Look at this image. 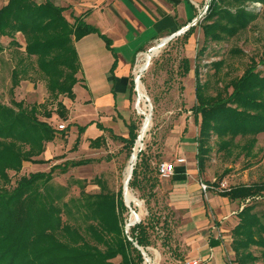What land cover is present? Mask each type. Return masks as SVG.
I'll return each mask as SVG.
<instances>
[{
	"label": "trees",
	"instance_id": "trees-1",
	"mask_svg": "<svg viewBox=\"0 0 264 264\" xmlns=\"http://www.w3.org/2000/svg\"><path fill=\"white\" fill-rule=\"evenodd\" d=\"M260 4L261 9H251ZM261 10V11H259ZM65 8L52 0L38 4L35 0H9L0 8V37L9 39V47L22 52L12 71V89L15 94L22 81H31L32 72L41 74L46 83L49 99L57 103L55 113L68 120V110L61 97L75 99L74 87L81 69L76 42L97 30L76 18L74 24L64 16ZM264 0H211L203 18L186 31V39L201 29L205 43H224L246 31L261 15ZM21 35L24 43H19ZM205 47L201 53L206 52ZM6 50L0 43V52ZM232 53L243 54L240 50ZM223 61L213 64L219 74ZM264 49L259 58H252L243 75L222 86L216 95L210 93V84L201 80L200 67L196 66V104L192 113L200 118L197 143V164L204 173L214 150L228 157L238 150V158H254L264 134ZM185 73L189 72L188 63ZM133 91V87H132ZM47 118L46 104L27 106L22 101L11 100V106L0 102V264H143L144 257L136 245H152V234L161 218L152 213L151 222L141 220L131 229L130 238L124 231L123 190L110 191L101 177H95L100 191H86L87 180L74 179L82 185L80 208L84 213L85 227L64 221L66 188L51 184L56 171L67 174L71 168L86 166L94 160L69 161L52 165L49 172L30 173L20 177L11 187L10 172L21 173L26 163L50 164L40 157L47 146L58 136L66 138L69 126L60 130L41 119V110ZM88 126H78L79 136L73 150H77L81 135ZM139 127L131 124L129 137H117L124 144L128 157L133 153L139 136ZM105 144L101 137L91 142V147ZM149 146L138 154L131 189L155 196L159 166L152 164ZM224 175L213 183L220 185ZM221 195L232 201L248 203L238 213L239 223L233 229V250L240 264H259L253 247L264 251V213L256 211L255 200L264 197V182L227 188ZM264 257V253L262 254Z\"/></svg>",
	"mask_w": 264,
	"mask_h": 264
},
{
	"label": "crops",
	"instance_id": "crops-1",
	"mask_svg": "<svg viewBox=\"0 0 264 264\" xmlns=\"http://www.w3.org/2000/svg\"><path fill=\"white\" fill-rule=\"evenodd\" d=\"M35 1L38 4L46 2ZM8 2L9 0L1 7ZM52 2L65 8L64 16L69 23L74 24L75 19L80 18L85 24L97 30L76 42L81 69L77 75L78 83L74 87L75 99L60 98L68 110V120L63 121L54 113L52 116L59 118L60 123H67V126L72 123L75 106L80 104L77 90L79 87L85 89L84 100L81 103L86 105L85 109L87 107L90 110L82 113L85 123L80 126L88 127L81 135L78 149L73 150L74 144L72 145L67 153V160L94 162L72 168L70 172L77 174L93 172L95 164L102 168L105 164L107 168L118 160L124 164L128 154L124 144L115 140L113 135L128 138L130 125L138 126L133 112L136 91L134 70L138 57L154 48L164 38L178 34L191 25L202 15L211 0H52ZM197 34L198 29L187 39L186 32L177 36L185 42L186 51H191ZM190 59V56L183 58L182 70L178 71L179 83H174L180 84L181 89L174 98L175 103L178 101L184 103V108L188 111L171 121L170 115L173 111H167L163 107L172 101L171 98L165 97L160 100L154 98L156 116L152 137L155 141L156 136L159 137L160 143L149 144L147 154L152 155L154 166L164 162L176 165L173 177L158 176L153 191L155 194L153 198L160 200L166 210L164 216L158 213L164 220L163 228L167 226V220L172 224L173 240L171 245L166 247L169 251L163 248L167 254L164 256L162 252L160 253L161 261L166 264H193L196 261L199 264H240L232 247V231L239 223L238 213L245 207L246 202L232 201L222 196V191L216 192L220 185L209 183V162L205 172H199L196 143L198 135L195 134V129L199 131L200 118L196 119L192 113V108L196 104V69L192 67ZM186 63L189 65L187 74L184 71ZM188 77L192 87L194 85L195 99L193 98L191 102L186 94ZM35 87L36 84L31 81H22L18 90L29 92ZM169 90L172 94L173 89ZM41 119L47 122L49 120L47 117ZM72 134L76 141L79 132L72 133L68 129V135L64 140L56 139L48 144L46 153L49 157L46 159L58 156L55 151L58 149L57 146L62 143L69 144ZM101 137L105 138V144L100 148L91 147V142ZM180 159H184L185 162L178 163ZM32 166L34 168L36 165L31 164ZM73 178L78 179L74 176ZM79 179L90 183L93 178L79 176ZM202 182L212 186L207 194L201 190ZM160 232L164 233L162 230Z\"/></svg>",
	"mask_w": 264,
	"mask_h": 264
},
{
	"label": "rangeland",
	"instance_id": "rangeland-1",
	"mask_svg": "<svg viewBox=\"0 0 264 264\" xmlns=\"http://www.w3.org/2000/svg\"><path fill=\"white\" fill-rule=\"evenodd\" d=\"M6 1L7 0H0V7L4 5ZM254 7L262 10L260 4H255L250 8L254 9ZM177 36L173 37L170 41L164 44L162 48L159 49V54H154L151 61L149 62V66H146L147 69L144 71L142 86L148 96L147 100L145 101L148 105V108L145 109L142 107L143 111L145 112L144 114L140 113L136 108V102L137 98L139 97V93L137 91L134 92L135 98L133 100V112L136 122L139 126V135L143 122L146 118L147 120L150 119L152 125L146 133L144 140L142 141V145L138 150L136 144L133 154L137 151L138 155L141 151H144L146 145H156L160 143L159 137L156 136V141L153 140L152 137V133L155 130L154 124L156 116V104L154 103V98L157 100L165 97L171 98L172 101L169 102V104L167 103V105H163L167 111H173V114L170 115L171 121H174V119H177L180 115L188 111L184 108V103H181L180 101L175 103L174 99L175 96H178L179 92L181 91L180 84L174 85V83H179L178 78L180 75L178 71L182 70L183 58L190 56L192 67H200L202 82H208L210 84V93L212 95H216L217 91L222 88V86L243 75L252 58H259V56L262 54L264 49V15L261 13L260 17L246 31L221 44L205 43L202 30L198 29V34L195 35V41L190 52L186 51V46L183 39ZM17 39L19 43H24L23 38L20 35H18ZM161 42L162 41H160L158 44ZM0 43L4 44L6 47L5 51L0 52V102L7 106H11L12 99H15L18 102L23 100L27 106L46 104L47 113L51 112L55 114L57 112V103L49 99L45 80L43 76L37 72H32L31 79V82L36 84L35 89H31L29 92L16 89L15 94L11 93L12 71L17 65L18 59L20 58L19 52L22 51L15 46L9 47V39L7 38L0 37ZM203 47L207 48L205 53H201ZM232 50H240L243 52V54L239 55L232 53ZM220 61H223L224 65L219 74L216 75L213 64ZM259 70L264 71V67H260ZM186 85L188 87L186 92L187 99L189 102H191L193 98L195 99V94L193 92L194 85L192 87L190 77L186 79ZM169 89H173L172 94L171 90ZM77 92L80 104L75 106V111L72 114V123L68 124L69 130L72 133L77 132L78 126L85 123L82 113H84V111L87 112L90 110L87 109V107L86 110V105L81 103V101L84 100L83 92L85 93V89L83 87H79ZM143 104L144 103L142 102V106ZM44 111L45 109L41 110V118L45 117ZM48 123L56 127L59 125L60 119L52 117L48 120ZM61 124H64L67 127V123L65 122L60 123V125ZM195 130V134L198 135V129ZM73 136L74 135L72 134L71 138L69 139V144L62 143L61 145L57 146L58 149L55 151L58 156L54 155V157L50 159V164L47 163L45 165H36L34 168L33 166L31 167V164H26L21 173L15 174L14 172H10L9 174L12 177L11 187L15 186L16 181L20 177L33 173V170L36 172H49L52 165H64L66 162H69L67 160V153H69V150L75 142V137ZM57 139L58 141L64 140V138L60 136H58ZM238 153V150H234L233 155L228 157L214 150L208 165L210 184L215 182L216 179L221 175L225 176L223 182L227 184V187L264 182V134L260 135L259 137V143L255 149L256 156L254 158H238ZM133 154L130 157H126L124 164H122L121 160L108 165L107 168L105 164L103 168L102 166H97L95 164L93 172H79L80 174H77L70 172L71 170H69L67 174H62L60 171H56L51 184L55 187L64 186L66 188L64 201L68 204L70 210V212L64 210V221H68L69 223L80 227L86 226L85 218L83 217L84 213L80 208L82 199V185L74 183L73 176L78 179L79 176L81 178H94L95 176L101 177L102 180L107 184L110 191L118 192L119 190H123L124 200L125 174L128 165L132 163ZM47 157L49 156L47 153H45L40 158L47 160ZM28 167H31L30 169L33 170L31 171ZM80 171L82 170L80 169ZM85 188L89 193H98L100 191L99 187L95 183H86ZM129 189L131 193H133L142 203V206L139 207L138 205L131 203L130 206H127L124 200V204L128 208V211L124 214V231L125 234L130 238L132 234L131 229L139 223H133V225H131L128 229V225L131 223L133 212L140 216V221L145 220V222L149 223L152 220L150 217L152 213H154L156 216H158V213H161V216H164V212L166 210L164 208V204L160 202V200L158 201L156 197L151 199L147 196V193L144 194L143 192L135 191L131 189L130 186ZM218 191L219 190H216V192ZM249 201H246V204L253 203L252 201ZM254 203L257 206L256 211H258L260 214H263L264 197L255 200ZM161 216L159 217L161 218ZM163 222L164 220L161 218L160 224L157 225L159 230L156 229L152 234V245L149 248H143V250L151 259V263L153 264H166L164 261H161L160 253L162 252V254L165 256L167 253L163 251V248H168V246H170L172 243L171 241L173 240L172 224H170L167 220V226L163 228ZM160 230L164 231V233L162 234ZM167 251L169 250L167 249ZM252 252L256 257L259 258L260 262L264 264V257L262 255L264 251L260 248L253 247ZM114 262L118 264L120 262V258H117L114 260ZM143 264H150V261L148 263L144 257Z\"/></svg>",
	"mask_w": 264,
	"mask_h": 264
},
{
	"label": "bare ground",
	"instance_id": "bare-ground-1",
	"mask_svg": "<svg viewBox=\"0 0 264 264\" xmlns=\"http://www.w3.org/2000/svg\"><path fill=\"white\" fill-rule=\"evenodd\" d=\"M168 42V39H164L157 47H155L153 53L157 55L159 54L158 51L160 48H162V46L164 44H166ZM156 56V55H155ZM151 57L152 55H148L147 58H146V61L147 63H149V61L151 60ZM148 64L144 65V67L142 68V71L144 70V68H146ZM139 97L137 98V102H136V108L138 109V111L142 114H144L145 112L143 111V108L147 109L148 108V105L147 103L145 102L147 100V94L145 92V90L143 89V86L142 84H140L139 86ZM142 102L144 103L143 106H142ZM150 102V100H149ZM148 102V103H149ZM143 107V108H142ZM151 118V117H150ZM151 121L150 119L147 120V118L144 120L143 122V125H142V128H141V131H140V141L137 143V150L141 147L142 145V141L144 140V137L146 135V133L148 132V130L150 129L151 127ZM137 151L133 154V157H132V163H130L126 169V174H125V180H124V186L127 184L129 178H130V175H131V170H132V166L134 165V161L136 162L137 160ZM125 197H126V201L127 203L130 205L131 204H136L139 206H142V203L140 200L137 199V197L131 193L129 187H127V189L125 190ZM135 205V206H136ZM140 216L136 213L133 212L132 214V219H131V223L129 224V226L133 225V223L135 222V220L139 219ZM150 264H153V263H150Z\"/></svg>",
	"mask_w": 264,
	"mask_h": 264
},
{
	"label": "built area",
	"instance_id": "built-area-1",
	"mask_svg": "<svg viewBox=\"0 0 264 264\" xmlns=\"http://www.w3.org/2000/svg\"><path fill=\"white\" fill-rule=\"evenodd\" d=\"M205 15V13L202 15V18L203 16ZM158 45V44H157ZM156 47V46H155ZM154 48L150 49L148 52H145V53H142L140 54V56L138 57L137 59V63H136V67H135V70H134V84H135V88H136V91L139 93V86L140 84H142V79H143V75H144V71L147 69V67L149 66V63H147L146 61V58L148 55H154L153 51H154ZM151 57V59H152ZM151 61V60H150ZM148 64V66L146 68H144V70L142 71V68L144 67V65ZM59 129L60 130H65L66 129V125L64 124H61L59 125ZM185 160L184 159H180L178 160V163H184ZM159 174L162 178H171L175 175L176 173V165L174 163H170V162H164L162 164L159 165ZM200 187H201V190L204 194H207V192L212 189V186L209 185V184H206L205 182H202L200 183ZM228 187H227V184L225 182H222L218 188L219 191H223V190H226ZM249 200H247L248 202ZM250 202V201H249ZM129 225H128V229H129ZM137 246V245H136ZM143 249V248H142ZM144 251V250H143ZM145 252V251H144ZM146 253V252H145ZM147 254V253H146ZM147 258L150 260V263L152 262L151 259L149 258L148 254H147ZM147 261V260H146ZM148 262V261H147ZM149 263V262H148ZM193 264H199L198 261L196 262H193Z\"/></svg>",
	"mask_w": 264,
	"mask_h": 264
},
{
	"label": "water",
	"instance_id": "water-1",
	"mask_svg": "<svg viewBox=\"0 0 264 264\" xmlns=\"http://www.w3.org/2000/svg\"><path fill=\"white\" fill-rule=\"evenodd\" d=\"M210 3H211V2H210ZM209 5H210V4H209ZM209 5H208V7H209ZM208 7L203 11L202 15H203L204 13L206 14ZM202 15H201L197 20H195L191 25L187 26L185 29H183V30H182L181 32H179L178 34H175V35H173V36L167 38L168 41H170L173 37H175V36H177V35H180L181 33H185V32L188 31L192 26L196 25V24L202 19ZM158 45H159V44H158ZM158 45H157V46H158ZM157 46H156V47H157ZM149 62H150V61H149ZM139 141H140V135L138 136V139H137V141H136V144H137ZM136 144H135V146H136ZM133 151H135V148H134ZM137 159H138V156H137ZM136 162H137V160H136ZM136 162H135L134 166H132V170H131L130 178H129L127 184L124 186V200H125L127 206H130V205H129V204L127 203V201H126L125 190L127 189V187H129V183H130V181H131V179H132L133 171H134V168H135ZM137 222H140V219L135 220L134 223H137ZM136 247H137V248L143 253L144 257H145L146 260L149 262L150 260L147 258V254L143 251V249H142L140 246H138V245H137Z\"/></svg>",
	"mask_w": 264,
	"mask_h": 264
}]
</instances>
